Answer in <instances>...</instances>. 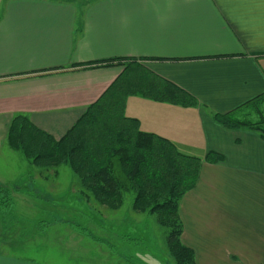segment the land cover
Segmentation results:
<instances>
[{"label": "crops", "instance_id": "crops-1", "mask_svg": "<svg viewBox=\"0 0 264 264\" xmlns=\"http://www.w3.org/2000/svg\"><path fill=\"white\" fill-rule=\"evenodd\" d=\"M1 4L0 184L14 190L19 210L53 206L42 197L57 193L59 175L8 148L14 117L29 116L59 140L124 69L91 65L137 59L198 106L131 96L126 115L185 155L225 158L203 163L196 188L181 202L184 244L195 251L197 264H264V139L213 118L264 115V0H91L82 9L74 0ZM6 218L0 211V264L90 263L56 246L49 221L41 219L28 238L13 231L10 240ZM43 247L60 258L34 259Z\"/></svg>", "mask_w": 264, "mask_h": 264}, {"label": "trees", "instance_id": "trees-1", "mask_svg": "<svg viewBox=\"0 0 264 264\" xmlns=\"http://www.w3.org/2000/svg\"><path fill=\"white\" fill-rule=\"evenodd\" d=\"M114 64L123 66L122 73L61 139L40 130L29 116L18 114L9 128L7 146L38 169L67 166L78 179V193L96 208L119 211L125 195L132 193L134 212L154 216L165 231L167 253L174 263L197 264L195 251L182 240L181 202L196 188L203 163L220 164L225 158L216 152L204 158L188 156L168 139L143 132L139 121L126 115L129 97L183 107L198 103L137 59H110L91 67ZM213 118L227 129L247 128L264 139L262 113L214 114ZM14 203V190L0 184V211L7 215ZM74 228L89 236L85 230Z\"/></svg>", "mask_w": 264, "mask_h": 264}, {"label": "rangeland", "instance_id": "rangeland-1", "mask_svg": "<svg viewBox=\"0 0 264 264\" xmlns=\"http://www.w3.org/2000/svg\"><path fill=\"white\" fill-rule=\"evenodd\" d=\"M1 1V9H3L7 0ZM74 1L78 8L82 9V6L91 0ZM52 171L59 175V188L52 190L54 193L57 192L54 196L42 197V201L53 203V206L45 205L46 208L43 206L45 212L19 210L18 199H15V208L7 213L6 218L12 233L9 234L10 240L15 239V233L27 238L35 235L37 223L43 219L52 224V232L54 231L53 234L57 237L58 248L70 256L73 255L71 257L85 258L91 264H175L167 253L165 231L158 226L154 216L134 212L132 193L125 195L124 205L119 211L96 208L78 193V179L67 166H60ZM73 176L75 178L73 190L77 193L73 190L71 193L70 190L66 191L72 185ZM15 220H21L19 221L21 224L13 225L12 221L14 223ZM32 221L36 222L32 223ZM74 227L85 230L89 236L78 233L79 231ZM16 251H19L18 248ZM48 251L49 249L43 247L40 255H34L33 258L37 259V256H41L42 259H52V255L57 260L60 258L59 253L51 255ZM63 260L60 262L69 261L66 258ZM78 263L79 261H75L74 264Z\"/></svg>", "mask_w": 264, "mask_h": 264}]
</instances>
